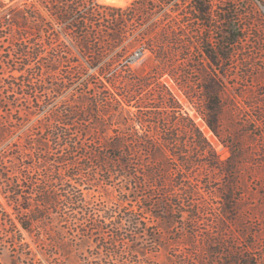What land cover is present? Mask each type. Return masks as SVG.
I'll return each instance as SVG.
<instances>
[{
  "label": "rangeland",
  "instance_id": "obj_1",
  "mask_svg": "<svg viewBox=\"0 0 264 264\" xmlns=\"http://www.w3.org/2000/svg\"><path fill=\"white\" fill-rule=\"evenodd\" d=\"M46 1L49 10L56 9V0ZM65 1L67 5L73 3V0ZM92 1L103 7L100 12L104 23L90 31H99L102 42L119 44L113 52L99 54L82 48L73 18L64 24L58 21L53 24L51 20L55 21V16L51 13L36 18L14 5L12 16L20 28L0 34V153L5 152V167L15 180L29 176L44 186L51 181L52 163L57 157L67 156L68 151L63 149L75 144L72 159L77 165L62 163L57 167L62 172L78 173L76 186L87 195L89 207L109 206L119 210L120 197H128L130 206L125 207L123 214L102 219L101 231L95 230V222L90 218L50 208L40 225L48 227L47 234L23 232V245L18 251L12 247L0 210V264H222L232 261V257L212 254L213 251H242L254 259L246 264H264V23L238 42L230 61L211 66L207 59L192 57L200 55L198 47L174 42L175 45L171 39L166 47L168 54L158 58L152 45L141 38L157 39L168 23L145 29L135 27L140 9L146 7L145 0L135 1V10L130 13L108 9L128 2L122 5L115 0ZM44 19L48 21L47 26ZM125 20L133 22L123 35L116 27ZM147 29L151 32L145 31L143 37L140 31ZM168 31L171 38L169 25ZM139 46L146 50L143 61L130 63L126 51L122 56L117 55L127 47V52H132ZM95 59L101 61L96 63ZM13 74H22V77L13 80ZM124 75L161 76V82L204 133L220 159L226 160L231 155L225 143L232 146L235 154L243 155L239 173L224 177L213 171L204 163L192 135L185 132V127L178 126V133L186 143L184 159L189 166L170 162V171L160 174L162 182L158 188L153 180L142 177L139 167L132 166L129 171L140 173L143 180L140 184L122 176L113 152L104 147L105 141L114 138L119 128L125 129L124 125H118V117L108 116L117 109V95L126 96L130 105L127 109L132 112L136 107H144L142 117L147 123L152 119L145 111L159 103L153 94H146L139 87L103 90L98 80L103 78L108 84ZM223 76L227 106L217 127L219 138L201 113L200 94L206 91L207 78ZM67 112L77 115L67 119ZM58 119H63L65 125L61 131L69 138L54 141L52 132ZM136 128L142 132L139 126ZM146 130L153 135V128ZM126 134L129 139L135 137L128 131ZM22 151L32 155L28 169L18 163L23 157ZM140 154L134 163L146 162L145 152L140 151ZM39 157L47 162L38 167ZM164 177L168 180H163ZM230 181L234 189L232 195H228L231 196L229 205L234 208L224 215L221 195L226 193L225 186ZM2 189L0 183V202L13 214ZM29 197L34 207L37 202L33 196ZM163 200L173 210L170 219H165L162 208L154 212L157 216L147 212ZM131 210L133 215H130ZM81 230L86 231L84 235L79 234ZM58 232L68 242L65 253L60 250L65 244L54 243ZM115 233L124 238L122 242L114 244ZM153 237L158 244L152 242Z\"/></svg>",
  "mask_w": 264,
  "mask_h": 264
},
{
  "label": "trees",
  "instance_id": "obj_2",
  "mask_svg": "<svg viewBox=\"0 0 264 264\" xmlns=\"http://www.w3.org/2000/svg\"><path fill=\"white\" fill-rule=\"evenodd\" d=\"M56 9L54 13L57 18L62 22H69L73 18V26L76 28V33L80 39L81 47L86 51H93L99 54L103 52H113L119 44L111 43V41H101V33L91 32L90 29L95 26L102 27L104 20L103 15L100 12L99 7L92 0H73L72 4L66 3L65 0L55 1ZM143 4H151L150 0H145ZM104 9H107L104 7ZM109 10L113 12H120L118 8L108 7ZM71 24V23H70ZM105 26V25H104ZM148 33L151 30H141L140 33L144 37V32ZM150 31V32H149ZM168 25L163 27V32L155 38H146L141 40H146L153 47L154 52L158 58L163 57L168 54L169 50L166 48L169 45L170 38L168 33ZM109 35V33L106 32ZM94 39V40H93ZM238 33L233 30L224 29L223 42L214 48L207 47L206 49V59L209 65H218L219 62L230 61V54L234 47L238 44ZM139 40V39H138ZM118 56H122V53L126 51L123 49ZM241 53V50L239 51ZM96 63L100 62L101 59H95ZM125 68H129L126 65ZM13 80H17L22 77L21 75H11ZM224 76L216 78H207L205 80L206 91L200 94V101L202 103V111L207 125L209 128L219 137L217 127L222 121L223 112L227 106L226 95L227 92L224 88ZM161 76L158 77H136L134 75H124L119 78L118 81L109 82L108 85L105 83L103 78H98L102 84V89L107 90L110 87H114L115 90H127L129 87L131 89H142L146 94H153L155 101L159 103H154L150 109L145 111V114L150 115L152 119L151 122L144 121L142 113L144 112V107H136V111L132 112L127 109L129 107V102L126 100V96H118L115 99L117 104V109L110 111L107 115L111 118H119L118 125H124L125 129L119 128L120 131L114 138H109L105 141L104 147L113 152L114 160L119 165L121 169L122 176L127 178H132L140 184L143 181L140 177V173H131L129 170L133 167H139L141 170L142 177L144 179L153 180L155 187L158 188V184L162 178L160 174H167L171 165L170 162L176 161L178 164H183L184 166H189L187 160L184 159V152L186 143L182 140L180 134L178 133V126L182 129L185 127V132L192 135L197 148L200 150L203 161L206 165L211 167L213 171H217L224 177H228L231 174L239 173L241 163L243 160V155L240 153L235 154L232 146L229 143H225L231 152V155L226 159L222 160L216 154L214 148L211 146L204 133L196 126L194 121L189 118L188 114L184 112L182 105L178 102L172 92L161 82ZM108 82V81H107ZM18 93V92H17ZM13 93V94H17ZM26 93V92H22ZM114 94V93H113ZM185 95L191 99L190 94L185 92ZM127 103V105H125ZM73 115V116H72ZM77 113L67 112L65 118L71 119ZM63 119H58L57 124L52 132V137L58 141L61 137L64 139L69 138L66 132H62V126L65 125ZM99 124L101 122H98ZM101 126V125H100ZM104 126V125H102ZM140 127V130L136 128ZM153 128V135H149V131L146 128ZM62 129V131H61ZM126 131L131 134H135L133 139H129ZM105 132V131H104ZM61 134V135H60ZM220 138V137H219ZM42 144V143H39ZM43 145V144H42ZM64 151L67 150V156H60L55 159L52 163V171L50 172L51 181L49 185L45 184L41 186L37 184L31 177L25 176L23 179H14L5 167L6 165V154L0 153V183L2 186V194L7 201L9 207L13 208V214L8 213L0 202V210H2L5 217V226H8V230L11 236L12 247L17 248V251L21 249L23 245V232L27 233H46L49 231L48 227L42 228L40 225L44 221L45 212L47 210L55 209L69 210L74 213V215H80L82 218H90L93 220L95 230L101 231L103 229V222L101 220L112 219L116 214H123L125 207L130 206L131 200L128 197H120L118 199L119 210L114 207H103L101 209H91L87 200V195L83 190L78 189L76 186V177L78 173L74 170L73 172L67 170L62 172L60 168L57 167L58 164L67 163L72 167H75L76 162L72 159L75 152L74 149L77 148L75 144H70V146L65 147ZM145 148V150H142ZM140 151H144L146 155V162L141 161L136 162L137 156H140ZM41 152H43L41 150ZM42 154H40L41 156ZM21 156H23L18 163L22 165L23 168H29L30 164L28 160L32 159V155H28L26 152L22 151ZM39 165L42 162L46 163L47 159L39 157ZM13 162L17 164L15 159ZM134 163V164H133ZM109 172L108 170H106ZM163 180L167 181V177ZM27 184V185H25ZM234 189L233 181H230L225 186V194L221 195L223 199L222 213L225 215L229 213L234 206H231V196L232 190ZM128 193H125V195ZM29 195L33 196L37 204L33 207L32 199ZM124 195V196H125ZM225 196V198H223ZM167 201H158L151 207L147 209L150 215L157 216L156 210L162 208L164 214L169 218L173 210ZM155 210V211H154ZM134 211H130V215H133ZM15 217L12 218V215ZM89 216V217H88ZM102 217V218H100ZM97 218V219H96ZM100 218V219H99ZM170 219V218H169ZM132 222V221H131ZM165 230V228H162ZM147 231V229H145ZM8 232V231H7ZM85 230L80 231V235H84ZM8 234V233H7ZM119 233L113 234L114 244L122 242V239L118 235ZM58 237L54 239V243L57 246L65 244L64 248H61V252L65 253L67 249L68 242L64 241V237L61 232L57 233ZM152 242L158 244L157 238L153 237ZM133 241V240H132ZM133 243H135L133 241ZM132 243V244H133ZM222 246V245H221ZM212 254H217L224 256L225 258L232 257V261L224 262L222 264H246L254 260L253 257L245 255L242 251L238 252H220L213 251ZM113 255V254H112ZM255 264V263H253Z\"/></svg>",
  "mask_w": 264,
  "mask_h": 264
},
{
  "label": "built area",
  "instance_id": "obj_3",
  "mask_svg": "<svg viewBox=\"0 0 264 264\" xmlns=\"http://www.w3.org/2000/svg\"><path fill=\"white\" fill-rule=\"evenodd\" d=\"M138 0H125L124 6L118 9L121 13H130L135 10L134 3ZM151 4L140 9L135 27L142 29L148 26L156 27L168 23L171 29L172 44L177 42L188 47H198L200 55L193 58L206 59L207 47L214 48L223 42L224 29L238 33L237 42L245 39L253 28L261 27L264 23V0H150ZM23 8L25 13L40 18L51 13L55 16L54 24H64L60 21L54 9H48L46 0H0V34L20 28L12 16L14 5ZM22 10V11H23ZM48 25L46 19L43 20ZM125 20L116 30L124 33L131 27ZM51 24V23H50ZM125 31V32H124ZM129 31V30H128ZM5 33V34H6ZM176 45V44H175ZM130 63L143 61L146 50L144 47L133 48L127 52Z\"/></svg>",
  "mask_w": 264,
  "mask_h": 264
},
{
  "label": "bare ground",
  "instance_id": "obj_4",
  "mask_svg": "<svg viewBox=\"0 0 264 264\" xmlns=\"http://www.w3.org/2000/svg\"><path fill=\"white\" fill-rule=\"evenodd\" d=\"M115 2L123 5V3H125V0H115Z\"/></svg>",
  "mask_w": 264,
  "mask_h": 264
}]
</instances>
